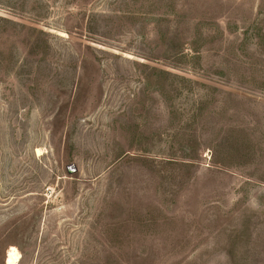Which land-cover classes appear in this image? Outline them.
Wrapping results in <instances>:
<instances>
[{
  "label": "rangeland",
  "instance_id": "rangeland-1",
  "mask_svg": "<svg viewBox=\"0 0 264 264\" xmlns=\"http://www.w3.org/2000/svg\"><path fill=\"white\" fill-rule=\"evenodd\" d=\"M264 264V0H0V264Z\"/></svg>",
  "mask_w": 264,
  "mask_h": 264
},
{
  "label": "bare ground",
  "instance_id": "bare-ground-1",
  "mask_svg": "<svg viewBox=\"0 0 264 264\" xmlns=\"http://www.w3.org/2000/svg\"><path fill=\"white\" fill-rule=\"evenodd\" d=\"M18 253L15 248H10L7 253L6 264H17Z\"/></svg>",
  "mask_w": 264,
  "mask_h": 264
}]
</instances>
